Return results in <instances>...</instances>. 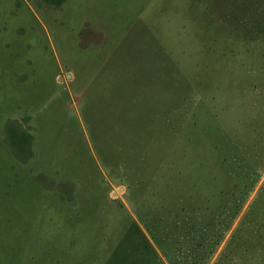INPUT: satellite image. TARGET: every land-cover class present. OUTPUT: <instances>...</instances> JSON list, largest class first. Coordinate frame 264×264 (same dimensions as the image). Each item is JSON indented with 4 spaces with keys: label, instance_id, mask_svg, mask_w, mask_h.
<instances>
[{
    "label": "rangeland",
    "instance_id": "374dc122",
    "mask_svg": "<svg viewBox=\"0 0 264 264\" xmlns=\"http://www.w3.org/2000/svg\"><path fill=\"white\" fill-rule=\"evenodd\" d=\"M247 1L0 0V264H58L56 248L104 264L131 220L150 264H215L254 207L257 235L264 167L227 228L197 209L203 160L223 177L219 144L264 126V41L232 37ZM190 217L213 223L205 247Z\"/></svg>",
    "mask_w": 264,
    "mask_h": 264
},
{
    "label": "trees",
    "instance_id": "16d2710c",
    "mask_svg": "<svg viewBox=\"0 0 264 264\" xmlns=\"http://www.w3.org/2000/svg\"><path fill=\"white\" fill-rule=\"evenodd\" d=\"M224 8L228 7L230 14H233V9L242 10L241 4L246 0H241V4L237 3V6L234 4V0H223ZM239 1V0H237ZM249 2L250 8V27L246 24H242L241 27L234 28V32L232 37L236 40H242L244 35L249 36V41L251 43L263 42L264 41V0H248L246 4ZM253 7V10L251 9ZM223 11V9H220ZM236 13V12H235ZM234 19H236V14H234ZM198 18V16H196ZM195 17V18H196ZM229 15L227 16V18ZM231 17V15H230ZM264 93V85L260 87ZM263 123V122H262ZM264 125V123H263ZM264 126L261 128V125L252 128L253 136L256 138L255 142L247 141L245 144L241 145L240 148L235 145L232 149L226 144H219V152L222 156V166L224 169V176L218 177L213 175L206 169L205 167H209L210 165L207 161L203 160V178L206 180L205 185L209 189V193L205 198H203V203L197 206V209H202L204 216H207L208 223L217 221L218 225L222 228H227L225 224L228 225L229 218L237 214V210L241 206V200L238 199L239 195L242 193L244 195L248 191H250L254 184L257 181L259 170L264 167V143L262 138H257L260 135L264 134ZM253 151L255 154L253 155ZM200 161V160H199ZM201 162V161H200ZM201 162V163H202ZM204 182V181H203ZM215 184H222L224 188H222L219 193H215L212 188L217 186ZM190 198V197H189ZM227 199V200H226ZM236 199L239 202H236ZM264 199V188L262 191L261 199L257 200V204L260 206L262 200ZM264 207V206H263ZM256 207L252 210L254 213ZM247 215L236 231L232 234L231 239L223 249L222 253L218 257L215 264H264V222L261 219L259 222L261 224L257 227V235L253 238L249 233V224L254 214ZM210 215V216H209ZM158 220H162L157 218ZM130 228H128L126 234L118 241L116 246L111 250L110 256L106 259L104 264H150L148 259V255L146 253V247L143 242L144 233L135 222V220H131ZM187 226L189 227L186 230V234L189 235V238L195 241L196 244L191 246H195L197 248L205 247L204 239L207 231L210 229L209 224L206 225H196V221L194 218L190 217L187 219ZM163 222V220L161 221ZM215 224V223H214ZM216 225V224H215ZM213 226V225H212ZM174 230V229H173ZM153 239L157 243L158 246L163 247L168 245L166 239L162 241V237H158L157 235L152 234ZM197 233V234H195ZM72 235V234H71ZM77 238L74 237L75 242H78ZM73 237V236H71ZM48 241V240H47ZM141 241V243L139 242ZM144 247V250L142 248ZM258 247L260 252L258 257L253 254V248ZM213 250H210L209 253H212ZM55 254L53 255V253ZM83 254L81 256L77 255L76 251L71 249L64 250L62 248H56L54 250L50 249V254L53 257H57L58 264H100L102 261V257L93 258L90 255V251L88 248H85V251H82ZM81 252V253H82ZM208 253V254H209ZM80 254V253H79ZM61 255V257H60ZM185 255V254H183ZM197 254H186V257H192L188 262L177 261V264L184 263H194L198 261V259L193 258L196 257ZM185 257V259H186ZM55 259V258H53ZM96 260H98L96 262ZM254 260V261H253ZM95 261V262H93Z\"/></svg>",
    "mask_w": 264,
    "mask_h": 264
}]
</instances>
